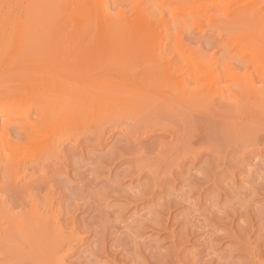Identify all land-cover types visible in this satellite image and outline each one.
Masks as SVG:
<instances>
[{"label": "bare ground", "instance_id": "bare-ground-1", "mask_svg": "<svg viewBox=\"0 0 264 264\" xmlns=\"http://www.w3.org/2000/svg\"><path fill=\"white\" fill-rule=\"evenodd\" d=\"M100 1H101V5H102L103 4L102 0H0V98L3 99L6 96L9 99H11V102H12V104L6 105V107H4V106L0 107V115L3 116V118L0 120V152L2 153L0 155V260L2 259L3 262L0 261V264H66L65 260L71 254L72 242H73V244L75 242L77 244H79V243L83 242V240H84L83 238H75V233H76L75 231L79 230L80 227L82 229L84 227V226L82 227V225L86 223V222L85 223L83 222V220L85 218H83L81 220L83 222V224H80L81 221H79L75 217V212H76V210L79 209L78 205H75V203H73L70 200L71 201L70 206L71 205H75V206H71V208L69 209V203L68 204L66 203V205H68V206L62 208V205H60L61 202L60 203L56 202L55 198H57V197H55V195H54L55 190H57L56 196H61L62 198L63 197L66 198V195L63 193V191L58 192V189H54L53 187L49 186V181H55L56 177H59L61 179L60 181L61 182L63 181L62 182L63 184H64V182L66 184L68 182L67 174L69 171V162L70 161H69V155H68L69 153H67L66 149L64 148V144L66 143V142L64 143V141L65 140L68 141V133H69L68 131H69V126H70V123L72 120L77 121L79 119H83L84 122L86 120H88V123L90 124V125L89 124L88 125L90 126V129H92V131L82 141V142H84V141L86 142V143L84 142L83 144H87V142L88 143L91 142L89 139V137H91L90 135H92V136L95 135L98 137V139L99 138L101 139V136L105 135L107 132V129H109V127L107 128L104 126L105 125L104 123L100 124L95 119L96 113L105 112V111L110 112L111 109L114 110L117 108L122 109L125 112L126 120L124 121L125 126L123 128V136L120 139L112 142V144L113 143L114 144H113L112 148L110 149V152H109L110 154L108 156L109 159L105 163L106 168L104 167L105 169H108L107 174L109 176L113 175V177L115 179H113V181L111 180L112 183H109V180H108V183L112 184V185L107 186L105 188H107L106 190L110 189L111 191L116 192V194H120V193H118V191H120V190H118V188L120 187V183L125 178H128V180L131 181L132 183L136 182L137 189L139 187L142 188L141 190H137L136 194L134 192L132 193L135 195H132L130 192V194L132 196H130V195L126 196V197L124 196L125 198L131 197L133 199V201H135V202L138 201V203L140 200H141L140 203L143 202L142 201L143 199L145 200L144 205H143V210L145 209V210H147V212L144 213L143 215H141V217L147 216V218H145L144 220L137 218L139 220L138 221L139 227H137V225L134 226L136 223H133L134 225L131 226L132 228L129 227V231H128L129 236L131 235V240L133 239L132 241H134L133 243H135V245H137L138 243L140 245L142 243L141 241L140 242L135 241L137 238H139L138 240H141L140 237H142V236H140V233L142 232L141 231L142 225L143 226L146 225L145 226L146 228L151 227L153 229H157L156 231L159 230V231H161L160 233H162V232L166 233L167 235H169V239L171 242V245L167 247V251H165V252L162 251L164 254H161V255L160 254L156 255V253H154V254L151 253V255H150L149 251H147V252H149V253H147L143 250L144 248L141 244V246L139 248L140 249L142 248V251H144V252L140 251V249H136L137 250V251H135L136 253L133 254L136 257L138 264H153V263L154 264H198L197 263V258H198L197 254L192 256L191 255L193 253L192 250H190L191 253L189 254V252H186V250L184 249L186 247L185 246L186 243L192 242L191 241L192 238L187 239V238H189V235L191 234V233H189V235H188L189 231L187 232V230L191 229V227L195 226L192 224L193 218L196 216H200V213L204 211L201 208L202 211L199 214H197V215L194 214V213H197V208H200L202 205V204L200 205V203L198 204L197 201L202 203V200H204V201H208V200L213 201L214 200L216 202V206L219 208V206H221V205L222 206H225V205L228 206L229 202L231 205V201H233L234 198L238 197V196H236V197L235 196L234 197L229 196L233 192L228 191L229 192V195H228L227 189H225V190L222 189V187L224 185L222 187H220V185H219L220 183L222 184V181L224 179L226 181V178H228L227 177L228 175H230V174L235 175V172L233 170L231 171L228 168V170L230 172H232V173H229L227 169L223 168L225 166V162L228 164L227 160H225L226 157H224L223 155L221 156V154H220V153H224L225 147L223 145H221L220 147L223 146L224 148L222 149L223 152H220V150L217 149L219 147H216V142L218 140L216 141V139H215V141H216L215 142V141H211V140L204 138V136L201 137L203 135L204 131H202L201 135H198L197 124H199L198 126L203 127L202 130H204V127H207V125H210V131H211L212 130L211 128H213V127H211L212 125L215 124V125H218V127H219V125H222L223 123L224 124L227 123V125L226 124L222 125L224 127V129H222L223 127L222 128L219 127L220 129H222V135L221 134L220 135L222 137L224 136L223 132L227 128V127L225 128V126H228L231 129L234 128V132H236V135L238 136L237 137L238 138L237 143L239 144V146H241L243 148H244L246 143H250V142L252 143L253 140L257 143H264V75H263L264 73L262 74V73H259V71H258V69H260V68H262L264 70V49L262 48V47H264V43H263L264 40L262 38V37H264V35H263L264 34V23H263V15L261 16L260 8H259L256 0H254L245 9L232 13L230 24H231V27H233V29L242 32L241 37H245V39L248 41H254L255 42L260 37L262 40V44H261L262 47L260 48V45H259V49H263V50L262 51H260V50L248 51L249 55L251 56V58L249 59L247 57L246 52H238L235 54H231L230 52L228 53V51H227V49H229V47L228 48L225 47V48H227L226 54H228V57L226 58V56H225L226 54H224L225 57H223V58H226L229 60L234 59V61L231 60L232 61L231 63H233L235 65L232 66V64H231V66H228L230 61L224 60L223 63H225V61L228 62V63H226L227 65H225L227 68H224L220 72H216L217 70L215 72L208 70L207 72L205 71L204 74L201 73L202 75H200V76H197V73H195L194 70H192V72H191L192 74L188 73L186 76L185 75L184 76H177L178 74H175V72L172 73L174 70L172 69V71H171V68H173L175 65H173L172 61H169V60L167 61V59H163V57H162L163 55H161L163 53V51L165 52L164 48H166V45H164V47H162V45L158 42H156L154 44H149L147 42H144V41L138 39V35L140 33H142L141 30L143 28H145V25L148 26L146 24L147 22L144 23L145 25L144 24H138L137 23V19L139 18L138 17L136 19V21H134L135 23L138 24V26L136 24V27H132V28L129 27L130 25L132 26V24H133V21H132V23H130L131 22L130 19L128 21V23H130V24L126 23L127 20L126 21L124 20L121 23H120V21L118 23H113L110 21L109 15L107 14V12L103 11L102 8H98V4L100 3ZM126 1H128V0H126ZM233 1L234 0H192V4H191L189 11H191V12H199L200 11L199 14L201 13L203 15L208 14V13L213 14V15L226 14L224 12H227V9H225L224 7L225 6L227 7V5L232 4ZM240 1H242V0H240ZM95 2L98 3V4L96 3L97 6L95 5ZM121 2H122V0L119 2V5ZM115 3L118 4L117 1ZM119 5H118V7H119ZM94 6L100 10L97 9V11L95 12L93 10V9L96 10V8H94ZM98 11H100V12H98ZM142 18L144 19L143 16H142ZM143 19L141 20L142 23L145 20V19L144 20ZM180 20L181 19H179L177 16V19L174 20V23L176 25L180 24V22H181ZM135 23L133 24V26L135 25ZM174 23H172V24L174 25ZM139 25H141V27ZM146 28H147V30L151 29L148 27H146ZM145 31L146 30L143 29V32H145ZM261 35H262V37H261ZM255 39H257V40H255ZM257 42H259V41H257ZM67 52H69V53H67ZM146 52H148L149 56L151 57L150 60L152 62L147 64L146 67L142 68L143 71H141L139 69L140 67H138L137 70H140V71H137V72H140V73L136 72V78L137 79L139 78V76H137V74L138 75L140 74V77L144 78L143 80L146 79L145 81H147V78H151V77H163L165 80V86L168 89V90L167 89H165V90H167V91L174 90V92L165 94V92L159 93L157 91L158 93H151L150 91L146 90L147 88L145 89L144 86L146 85L145 84L146 82L143 80H140V81L145 82V83L141 82L144 86L137 84V82H140L138 80H137V82H135L136 80H134V81L131 80L132 82H126V83L121 84L119 86L118 85L117 86H102V85H99L100 80L98 79L99 82H96V83L93 80L94 85L93 84L92 85L87 84V85L80 87L78 89L77 88L74 89V87H73L72 91H74L75 93H72L69 90H66V88H64L65 85L63 84V81H62L63 79L59 80V78H58V74L60 73L59 70H62L65 68V66H63L64 67L63 68L62 65H60L61 63L58 64V61L62 55L65 56L64 55L65 53L69 54L68 56H73L75 59L81 60L83 62H86V61L88 62V61L93 60V59H95V60L107 59L108 60V59L112 58L113 56H115V57L117 56L116 58H118L119 55H121V57H122V55H123V57L125 56L126 59H124V60H127V58H132L134 56H137V55H140L141 53H146ZM221 54H222V52H221ZM183 56H184V54H181V57L179 59L180 61L184 60L185 56H184V58H182ZM35 58L38 61V64H36V65H35ZM64 58H66V57H63L62 60ZM70 58H72V57H70ZM212 59H213V57H212ZM20 60L27 61V63H25V65H24L25 67L23 69H16L15 68L16 62H19ZM185 60H186V58H185ZM221 61H223V59ZM221 61H220V64L222 63ZM42 63H45L44 65H46V66L43 65L44 68L43 67L41 68L39 65V64H41V66H42ZM75 63H76V61H75ZM217 63H219V62H217ZM140 64H142V63H140ZM214 64L216 65V63H214ZM221 65H224V64H221ZM221 65H219V66H221ZM214 67L215 66H213V68ZM128 68L129 67L127 66V69ZM88 69L89 68H87V70ZM174 69H177V68H174ZM239 69H243L244 71L242 73L240 71L236 72V70H239ZM39 71L43 75V77H44V74H47V78L45 75V78L42 77V78L36 80L35 78L41 77L40 73L36 74L39 76L35 77V73H37ZM132 71H134V70H132ZM129 72H131V71L129 70ZM141 72H142V76H141ZM89 73H90V71H89ZM91 74H93V73H91ZM91 74H89L90 75L89 80L93 76V75L91 76ZM258 74H259V76H258ZM50 75H52L53 77H51ZM83 76L84 75H82L81 77H83ZM97 76L100 77L97 74L94 77L96 78ZM48 77H51V78H48ZM88 77L89 76H87L85 78H88ZM41 79H45L46 81L48 79L49 80L48 84L49 83L50 84L48 85L47 82H45V80H41ZM50 79L53 80L52 83H51L52 80L50 81ZM38 80L44 81L43 83H46L47 87H45L43 83H41V84H43L42 86L37 87ZM89 80H87L86 82L90 83ZM102 80L104 82V79H102ZM256 80L260 83V85L258 87H256L257 85L255 86ZM126 81H128V80H126ZM35 82H36V84H35ZM97 83H98V85H97ZM256 84H258V83L256 82ZM39 85H40V83H39ZM191 87H192V89H191ZM197 87H203L204 90L200 91V92H192L193 90L197 89ZM249 94H252V97H255V99L258 98L256 100V103L253 102V105H255L254 108L257 106V109L258 108L260 109L259 111H261L263 109L262 112L260 113V116H259V113L253 114V113H255L253 111L252 115L256 116L258 114V116L254 117V118L250 117V118L255 119V120H252L249 118L252 121H249L247 119V115L252 111V109H250L251 111L249 110V108H250L248 106L249 104L247 105L248 101L246 102ZM35 97L38 100H40V99H41V101L43 100L42 104H40V107L37 106L35 108V105H39L38 102H36V104H35V100H37V99H35ZM258 102H259L260 106H263V107H260L259 105H257ZM251 103H250V106H253V105H251ZM1 104H3V103H1ZM246 110L249 113L246 112ZM100 114H102V113H100ZM104 115H105V113H104ZM107 115H109V114H107ZM250 115L251 114H249L248 116H250ZM96 118H97V116H96ZM83 120H81V121H83ZM86 124H87V121H86ZM159 125L162 126L161 129H165L166 131H169L170 134L174 133V137L172 136L173 141H171V143L167 146V148H168L167 153L168 154L166 156L161 155V154H156L159 151L155 150L157 152H155V153L153 152L154 155H152V152H146V151L139 150L140 147L138 149H135L134 145L138 141V138L136 136L153 132L156 130L155 128ZM111 126H113V125H111ZM119 126H120V124H119ZM249 126H250L251 134H247V131L249 129L247 127H249ZM121 127H122V125H121ZM216 127L217 126H215V128ZM199 129H201V128H199ZM231 129L230 130L227 129V130L231 131ZM219 130L216 131L218 134H219V132H218ZM228 131L226 132V134L228 133ZM216 132L213 133L214 134V136L212 135L213 137H216L215 136ZM231 132H233V131H231ZM205 134L206 133H204V135ZM231 134H233V133H231ZM231 134H227V135H231ZM220 135H218V138L221 139ZM227 135H226V137H228ZM233 135H234V139H233V137H232V139L235 140L236 135L235 134H233ZM246 137H248V138L250 137L252 141H249L250 138H249V140H247ZM110 138H112V137H110ZM245 138H246V140H245ZM212 140H214V139L212 138ZM222 140L223 139H221V141ZM101 141H103V140H101ZM223 141H227V140L224 139ZM247 141H249V142H247ZM82 142H76V144H75V145H79L78 149H80V150L84 149L83 148L84 146L86 147V145H83ZM104 142H105V140H104ZM235 142H236V140H235ZM79 143H81V144H79ZM227 143H224V145H227ZM197 144L200 145L199 147H203V150L205 148L207 149L208 152H207L206 157H208V155H209V157H211L213 160L216 159L214 161L218 164V165H216L217 169L209 168V167H211V166H209V163H211V161L209 163H208V160H207V163L204 162V161H206V159L203 160L202 153L204 151L202 153H199L200 151L199 150L197 151ZM219 144H220V142H218L217 145L219 146ZM232 144L234 146L236 145V144H234V141L232 142ZM260 145H262V144H260ZM232 146H229V147H232ZM239 146H238V149L240 151L241 147L239 148ZM98 147H99V145H98ZM256 148H257V146H256ZM150 149H152V148H150ZM206 149H205V151H206ZM143 150H145V149H143ZM234 150H231V152H233V154L237 152V155L234 154V156H236V158L240 157V152L238 155V150L236 149L235 152H234ZM244 150H246V149H244ZM201 151H202V149H201ZM28 152H29V154L31 152H33L34 155L37 154V158L34 159L33 158L34 156H33L31 158V160L29 159L30 161L28 162V158H30L28 155ZM227 153H230V151H228ZM242 153L243 152H241L240 159L244 158L243 154L245 153V151L243 154ZM33 154H31V155H33ZM163 154H166V153H163ZM233 154H231V155H233ZM104 156L105 155L103 154L102 157H104ZM229 156H230V154H229ZM92 157H93V155H92ZM233 157L231 156V159L235 160L236 158L234 159ZM93 159H91V160H93ZM159 159H162V160H159ZM212 159H210V160H212ZM240 159H239V162H242L243 160L241 159V161H240ZM213 160H212V163L214 162ZM232 160H229V161L232 162ZM254 160L255 159H253V163H254ZM202 161H203V165H205L206 167L205 168L202 167L201 169H199L197 171L196 165H197V163L202 162ZM236 161H238V159H236ZM120 162L121 163L123 162V163L119 164ZM161 162H163L164 165H165V162L166 163L168 162V163L172 164V166L170 165L171 167H174L173 170L171 169L172 171H170L168 173L169 175H161L163 173V170H162V173H160L161 169L160 170L156 169V168L161 167V166H158ZM215 162L213 165H215ZM256 162H257V160H256ZM262 162H260V163L262 164ZM80 163H78V164H80ZM96 163L97 162H95V165H96ZM243 163H245V162L243 161ZM103 164H102V167L104 166ZM98 165L100 166V164H98ZM203 165H201V166H203ZM231 165H233V164H231ZM241 165L243 166L245 164H241ZM152 166H154L156 168L152 169L151 168ZM170 166H168L167 168H169ZM70 167H72V166H70ZM88 167H89V165H88ZM213 167L215 168V166H213ZM30 168L33 169V171L30 172L31 176L29 177L28 180L24 181L22 183V185H19L22 182V179H21L22 176L26 175ZM86 168H84V169L87 170ZM92 168L90 170H92ZM95 168H93V169L96 171ZM164 169H166V168H164ZM260 169H259V171H260ZM263 169H264V167H263ZM169 170H170V168H169ZM169 170H166V171L164 170V172L167 173V171H169ZM97 171H98V169H97ZM99 171H101V169ZM262 171H260L261 172L260 174H262V176L264 177V170H262ZM245 172L246 173L249 172L247 175L250 176L249 175V174H251L250 170L248 172L247 171H245ZM255 172H257V171H255ZM80 173H78L79 174L78 177L80 176ZM96 173H99V172H96ZM242 173H244V172H242ZM56 174L58 176H56ZM93 174L95 175V173H93ZM257 174L260 178L263 179V177H261L259 172H257ZM257 174L255 177H257ZM27 175H29V174H27ZM94 175H92V176L94 177ZM173 175L174 176L179 175L180 177H178V179H175L176 177L175 178L172 177ZM243 175H245V173L242 174V176ZM165 176H166V178H165ZM95 177H96V175H95ZM251 177H253V175ZM259 177H257L256 179H258ZM50 178H54V179L50 180ZM105 178H106V176H105ZM243 179H245V178H243ZM78 180H81V179H78ZM90 180H93V178ZM95 180H97V179H95ZM177 180H178V183L176 182ZM170 181L172 182L171 184H174L173 182H176L179 185V189L177 188L178 193L174 194L176 189H174V188L172 189V188L168 187V188L172 189V191L169 192L170 189H169V191L166 190L169 193L166 192L167 194L164 195L162 192V189H164L163 184L164 183L166 184ZM227 181L229 183V180H227ZM239 181L241 182V180H239ZM262 181H264V180H262ZM259 182L260 181H258L257 183H259ZM62 183H60V184H62ZM88 183L86 182V184H88ZM228 183H226V184L228 185ZM234 183H233V185H229L230 188H231V186H234ZM257 183H255V185ZM66 184H64V185H66ZM106 184H105V186H106ZM171 184H169V185H171ZM230 184H231V182H230ZM242 184H243V188H244V185H245L244 183H241V187H239L241 189H239L237 187L236 188L239 190H242ZM259 184H258V186L260 187L262 184L261 185H259ZM64 185H63V187H64ZM78 185H76V186H78ZM89 185L90 186L94 185V182L92 183V185L91 184H89ZM76 186H75V188H76ZM95 186H97V185H94V187ZM100 186H102V184L99 185V187ZM174 186L175 185H173V187ZM258 186H253V187L249 186V188H247L248 187L247 186L245 190H242L243 194H244L243 197H241V195H242L241 191H240V193L238 192V194L240 196V198L238 197L239 198L238 200L241 201V198L244 199V196H248V195H250L253 198L256 197L257 199H259L261 197L263 198L264 197V183L260 188ZM68 187L71 188V186H68ZM166 187H167V184H166ZM224 187L226 188V186H224ZM64 188H66V187H64ZM96 188H98V187H96ZM236 188L234 189V191L237 190ZM72 189H74V188H72ZM87 189L88 188H86L85 190H87ZM85 190H83V191H85ZM110 190H109V193H110ZM68 191H70V190H68ZM68 191H67V193H69ZM75 191H76V189H75ZM77 191H79V189ZM95 191L96 190H94L93 192H91V191L90 192L92 193V196H93L92 199L95 201L96 204H98V200H100V197H99L98 192L94 193ZM128 191H130V188H128ZM123 192H124V190H123ZM107 193L108 192H105L106 196L108 195ZM76 194L77 193H75V196H76ZM245 194H247V195H245ZM67 195H69V194H67ZM110 195L113 198L112 194H110ZM122 195H123V193H122ZM233 195H236V194L234 193ZM94 196H96L98 198V200L96 198L94 199ZM68 197H71V196H68ZM111 197H110V199H112ZM76 198H78V197H76ZM89 198H91V197H89ZM89 198H88V200H89ZM191 198L194 200H192ZM232 198H233V200H232ZM253 198H250L247 205L249 204L251 199H252V202H255V201H253L255 198L254 199ZM81 199H82V196H81ZM128 199H127V201L129 202L130 199L129 200ZM158 199H161V201L158 202ZM189 200L194 201V204H193V202H189ZM76 201H77V199H76ZM81 201H83V200H81ZM94 201H92V203ZM233 202L235 203V200ZM243 202H245V201L243 200ZM246 202L244 203L245 206H246ZM190 203L193 204L192 207H191ZM258 203H259V201H258ZM197 204L200 205V207H197ZM235 204H236L235 207L238 206L237 203H235ZM250 204H251V202H250ZM81 205L83 206L81 211H83V209L85 212L87 211L86 214H87V216H89V220H92V222H93L92 224L85 225L83 230L86 231L87 229H90L89 231H91L92 230L91 228H93V229L97 228L98 224H96L97 226L94 224V219H93L94 216L92 217V215H91V212L88 208L89 205L85 204V202ZM104 205L105 204H103V206ZM171 205L178 207V209L181 210L180 211L181 214L176 211L179 215L173 216V213L170 212V206ZM252 205H255V204L253 203ZM90 206H91V203H90ZM210 206H211V204H210ZM227 206L221 208L220 211L218 210L219 212L215 213V215H214V213L209 214V218L206 222L208 224V226L209 225L211 226V229H212L210 231L209 237L214 236V237L219 238V236L222 233V235L229 237V239L226 237L228 240L231 239L230 241H232V244H230V245H232V247L234 248V251L240 250V249H241V251L242 250L244 252L246 251L245 254H247L248 257L247 258L244 257L247 261V263H245V264H257L259 262V260L262 261L261 257H263V255H264V249L261 247L262 245L260 246L261 252H263L262 256L260 257L261 259H257L256 256H258V258H259V253H256L257 249H253L254 247L251 248L252 246L250 245V243H251L250 241L252 238L251 236H249L251 234L250 230L252 229L251 225L248 226V228L250 227V230H249L250 232L248 231V229L245 230V231L249 232V235H248V233L245 232L243 230V228L241 227L243 225L242 224L243 222L240 223L242 225H240L238 222L237 223L235 222L236 219L234 218V216H239L237 214L239 212L237 210H235L234 205H233L234 209L227 207ZM259 206H260V204H259ZM243 207H244V205H243ZM253 207H255V206H253ZM203 208H204V206H203ZM214 208H215V205H214ZM244 208H246V207H244ZM102 209H104V208H102ZM105 209H106V205H105ZM210 209H211V207L209 208V210ZM240 209H238V210H240ZM246 209H248V206ZM97 210H99V209H97ZM120 210H123V209H120ZM185 210L187 212H184ZM262 210L264 211V208ZM171 211H172V209H171ZM174 211H175V209H174ZM241 211H243V210H241ZM107 212H102V213H103V215H105L104 213H107ZM110 212H112V211H110ZM247 212H248V214H250L248 210H246V214H247ZM250 212H251V210H250ZM113 213H115V212H113ZM204 213L206 214L207 212H204ZM117 214H116L117 217H119L120 214L119 213H117ZM139 214H142V213L140 212ZM98 215L100 216L102 214H98ZM121 215L123 216V214H121ZM241 215H242V213H241ZM261 215H262V213H261ZM95 216H96V214H95ZM117 217H115V218H117ZM262 217L264 218V216H262ZM109 218H110V216H109ZM120 218L119 219L117 218V219L121 220ZM198 218L199 217H196L195 220H197ZM245 218H247V217H245ZM248 218H250L249 215H248ZM135 219L132 221H135ZM206 219L203 218L202 220L206 221ZM252 219H254V218H252ZM257 219L258 218H256V220ZM115 221H116V219H115ZM132 221H130L128 223L130 224ZM100 222H101V220H100ZM104 222H106V219ZM195 222L196 221H194V223ZM96 223H97V221H96ZM217 223H222V225L225 226V229L222 232L220 231L221 233L220 232L218 233V231L216 230V228H217L216 224ZM255 223H254V225H255ZM79 224L81 226H79ZM112 224H114V223L112 222ZM249 224H252V223H249ZM259 225H260V223H259ZM106 226H108V225H106ZM119 226H120V224H119ZM125 226H123V227H125ZM147 226H149V227H147ZM196 226H199V225L197 224ZM204 226H207V225L205 224ZM204 226H202V227H204ZM215 226H216V228H214ZM224 226H223V228H224ZM115 227H116V225H115ZM120 227H122V225ZM202 227H201V229H202L201 232H203V230H204ZM263 227H264V225H263ZM196 228H198V227H196ZM122 229H124V228H122ZM205 229H206V227H205ZM253 229H252V231H253ZM191 230L193 232H195L197 230H198V232H200L199 229H197V230L194 229L195 230L194 231L192 228ZM257 230H259V229H257ZM261 230L262 229H260L259 232H261ZM263 230H264V228H263ZM92 231H94V230H92ZM123 231H125V230H123ZM139 231H141V232H139ZM87 233H88V231H87ZM197 233H195V234H197ZM95 234H97L96 231H95ZM217 234H220V235H217ZM254 234H256V232ZM97 235H99V234H97ZM257 235H258V233H257ZM95 236H94L93 240L96 239ZM101 236H102V234H101ZM101 236L99 235V237H101ZM118 236H120V234ZM192 236H193V234H192ZM201 236H199V237H201ZM258 236L260 237V234ZM96 237H98V236H96ZM194 237H195V235H194ZM199 237H197V238H199ZM209 237H207V238H209ZM214 237H212L211 239L214 240L213 239ZM220 237H222V236H220ZM101 238L99 240H102ZM118 238H117V240H121ZM122 238H124V237H122ZM126 238H128V237L126 236ZM258 238L256 239V241L258 240ZM184 239L185 240L187 239L185 241V243L182 242ZM201 239H203V238H201ZM211 239L209 238L207 240H211ZM221 239H219V240H221ZM223 239H225V238H223ZM263 239H260L262 244L264 241ZM194 240H198V239H194ZM132 241H131V244H132ZM201 241L202 240H200V242ZM252 241H253V239H252ZM145 242H146V240H145ZM148 242H150V240ZM159 242H161V241H159ZM194 242H192V244ZM261 242H260V244H261ZM210 243H212V242H210ZM229 243H231V242H229ZM118 244H119V242H118ZM200 244L203 245L205 243H203V244L200 243ZM90 245H91V243H90ZM114 245H116V244H114ZM124 245H126V244H124ZM132 245H134V244H132ZM139 245H137V246H139ZM183 245H184V247H183ZM199 245H198V248H199ZM252 245H254V242ZM99 246L101 247V243L99 244ZM205 246H206V244H205ZM218 246H219V244H218ZM133 247L135 248V246H133ZM150 247H152V246H150ZM230 247H228V248H230ZM255 247H257V246L255 245ZM89 248H90V246H89ZM96 248H97V246H96ZM99 248L97 250H99ZM149 248H145V249H149ZM207 248H208V245H207ZM207 248L205 250L208 252ZM93 249H95V247ZM129 249H131V248H129ZM220 249L221 248L219 247V250ZM87 250H88V252L90 251L89 249H87ZM188 250L189 249H187V251ZM213 250L216 251L215 248ZM113 251H115V250L113 249ZM150 251L153 252L152 249ZM241 251H239L240 254L244 253V252L241 253ZM209 252H211V251H209ZM213 252H211L212 255H211L210 260L214 256L213 254L215 252L214 253ZM257 252H258V250H257ZM95 253H96V251H95ZM107 253H109V250ZM197 253H198V251H197ZM203 253L205 254V252H203ZM220 253H221V251H220ZM220 253H219V255H220ZM224 253H226V252H224ZM233 253H235V252H233ZM127 254L129 255L130 253H126L125 255H127ZM198 254H200V253H198ZM230 254H232V253H230ZM235 254H232L233 257L235 256ZM245 254H244V256H245ZM86 255L88 256L89 254H85V256ZM83 256H84V254H83ZM207 257L209 258V256H207L205 254L204 260L207 259V261H208ZM215 257L216 256H214L213 258H215ZM236 257H238V256H236ZM119 258H120V256H119ZM200 258H202V257H200ZM200 258H198V259H200ZM216 258H218V257H216ZM228 258H227V260H229ZM251 258H255L258 261L256 260L257 262L253 263V261H250V260H252ZM84 259H85V257H84ZM120 259H122V257ZM124 259L127 260L126 257ZM131 259H132V257L129 258V260H131ZM233 259H230V261ZM77 260H79V259H77ZM132 260H134V259H132ZM200 260H202V259H200ZM218 260L220 262V259H218ZM80 261H81V259H80ZM84 261H86V260H84ZM122 261H119V262H121V264H122ZM212 261H213V259H212ZM215 261H217V260L215 259ZM223 261H222V263H223ZM237 262L235 261V263H237ZM71 263H73V262H71ZM71 263H68V264H71ZM126 263H128V262H126ZM132 263L134 264V262H132ZM204 263L208 264L205 261H204ZM225 263H226V261L224 262V264ZM260 263H258V264H260ZM263 263H261V264H263ZM93 264H95V263L93 262ZM135 264H137V263H135ZM212 264H213V262H212Z\"/></svg>", "mask_w": 264, "mask_h": 264}, {"label": "rangeland", "instance_id": "rangeland-1", "mask_svg": "<svg viewBox=\"0 0 264 264\" xmlns=\"http://www.w3.org/2000/svg\"><path fill=\"white\" fill-rule=\"evenodd\" d=\"M103 2V4L101 5V1H100V3L98 4L97 2H95V5L97 6V4H98V8H102V10L103 11H106L107 12V14L109 15V19H110V21L111 22H113V23H118L119 21H120V23L121 22H123L124 20L126 21L127 20V24H130V23H132V21H133V24L135 23L134 21H136V19H137V23L138 24H144V23H146L148 26H146L145 24V28H143V29H145L146 31L145 32H143V29L141 30L142 31V33H140L139 35H138V39L139 40H142V41H144V42H147V43H149V44H154V43H156V42H158V43H160L161 45H162V47H164V45H166V48H164L165 49V52L163 51V53L161 54V55H163L162 57H163V59H167V61L169 60V61H172L173 62V65H175L173 68H171V71H172V69L174 70L172 73H174L175 72V74H178L177 76H186L188 73H190V74H192L191 72H192V70H194V72L195 73H197V76H200V75H202V74H204L205 73V71L207 72L208 70H211V71H216V72H220V71H222L224 68H227L225 65H227L226 63H228V62H226V61H230V63H229V65L228 66H231V64H232V66H234L235 64H233V63H231L232 61H234V59H231V60H229V59H226L227 57H228V54H226L227 53V51H228V53L230 52L231 54H235V53H238V52H246V54H247V57L250 59L251 58V56L249 55V52L248 51H252V50H260V51H262L263 49H264V47H262L261 46V44H262V40H261V38L259 37V39L257 40V39H255V40H257V41H259V42H257V41H248V40H246L245 39V37H241V35H242V32H240V31H238V30H235V29H233V27H231V24H230V22H231V14L232 13H234V12H236V11H241V10H243V9H245L248 5H250L254 0H242V1H238V0H234L233 2H232V4H229V5H227V7L225 6L224 8L225 9H227V12H224V13H226V14H221V15H213V14H210V13H208V14H199V12H191V11H189L190 10V7H191V4H192V0H128V1H126V0H122V2L120 3V5H119V2L121 1V0H102ZM118 2V4L117 3H115V2ZM134 3H133V2ZM137 1V2H136ZM154 1V2H153ZM257 1V4H258V6H259V8H260V13H261V16L263 15V23H264V0H256ZM97 3V4H96ZM123 4V5H122ZM118 5H119V7H118ZM221 6V5H220ZM158 7V8H157ZM94 8H96V10L95 9H93L95 12L97 11V7H95L94 6ZM120 8V9H119ZM122 9V10H121ZM229 9V10H228ZM98 10H100V9H98ZM118 11V12H117ZM98 12H100V11H98ZM112 12V13H111ZM144 17V19L142 18V16ZM140 15V16H139ZM175 15V16H174ZM181 15V16H180ZM207 15V16H206ZM177 16H178V18L179 19H181L180 21V24H175L174 23V20H176L177 19ZM205 16V17H204ZM149 17V18H148ZM129 19H130V23H128V21H129ZM144 20L143 21V23H142V21L141 20ZM139 20V21H138ZM149 20V21H148ZM141 22V23H140ZM137 23H135V25L133 26V24H132V26L130 25L129 27H136V24ZM172 23H174V25L172 24ZM138 24H137V26H138ZM128 26V25H127ZM140 27H141V25H139ZM146 27H148V28H151V29H149V30H147V28ZM264 35V34H263ZM261 37H262V35H261ZM263 38V40H264V37H262ZM261 42V43H260ZM224 43V44H223ZM263 43H264V41H263ZM259 45H260V48L262 47L263 49H259ZM177 46V47H176ZM225 47H229V49H227V48H225ZM176 48V49H175ZM163 49V50H164ZM225 49V50H224ZM226 49H227V51H226ZM179 50V51H178ZM224 50V51H223ZM180 52V53H179ZM221 52H222V54H221ZM233 52V53H232ZM67 53H69V52H67ZM67 53H65L64 55L65 56H61V58L59 59V61H58V64H60V65H62V67L63 66H65V68L64 69H62V70H59V74H58V78H59V80L60 79H63L62 81H63V84L65 85V87L64 88H66V90H69L70 92H72V93H75L74 91H72L73 89V87H74V89H78V88H80V87H83V86H85V85H94V81H95V83L96 82H99L98 81V79L100 80V82H99V85H102V86H119V85H121V84H124V83H126V82H132V81H134V80H136L135 82H137V80L138 81H140V80H143L144 78L142 77H140V74L138 75L137 74V76H139V78L137 79L136 78V72L137 71H143V69L142 68H144V67H146V65L147 64H149V63H151L152 61L150 60L151 59V57L149 56V54H148V52H146V53H141L140 55H137V56H134V57H132V58H127V60H124V59H126V57L124 56L123 57V55H122V57H121V55H119L118 56V58H116L115 56H113L112 58H110V59H104V60H101V59H97V60H95V59H93V60H90V61H86V62H83V61H81V60H78V59H75L73 56H68L69 54H67ZM181 54H184V56H185V58H186V60H185V58H184V56L182 57V58H184V60L182 61H180L179 59H180V57H181ZM224 54H226L225 56H226V58H223V57H225L224 56ZM179 55V56H178ZM222 56V57H221ZM63 57H66V58H64L63 60H62V58ZM70 57H72V58H70ZM196 57V58H195ZM212 57H213V59H212ZM66 59V60H65ZM223 59V61H221ZM256 59V58H255ZM224 60H226L225 61V63H223L224 62ZM69 61V62H68ZM75 61H76V63H75ZM180 61V62H179ZM196 61V62H195ZM220 61L222 62L221 64H224V65H221L220 64ZM71 62V63H70ZM182 62V63H181ZM184 62V63H183ZM217 62H219V63H217ZM25 63H27V61H23V60H20L19 62H16V65H15V68L16 69H23L25 66ZM75 63V64H74ZM139 63V64H138ZM140 63H142V64H140ZM213 63V64H212ZM214 63H216V65L214 64ZM36 64H38V61H37V59L35 58V65ZM45 63H42V66H41V64H39L40 65V67L42 68L43 67V65H44ZM77 64V65H76ZM102 66H101V65ZM218 64V65H217ZM72 65V66H71ZM74 65V66H73ZM82 65V66H81ZM98 67H97V66ZM100 65V66H99ZM106 65V66H105ZM108 65V66H107ZM142 65V66H141ZM219 65H221V66H219ZM23 66V67H22ZM44 66H46V65H44ZM70 66V67H69ZM88 66V67H87ZM127 66L129 67L128 69H127ZM213 66H215L214 68H213ZM218 66V67H217ZM73 67V68H72ZM125 67V68H124ZM138 67H140L139 69L140 70H137L138 69ZM44 68V67H43ZM68 68V69H67ZM87 68H89L88 70H87ZM131 68V69H130ZM174 68H177V69H174ZM213 69V70H212ZM77 70V71H76ZM129 70L132 72H129ZM132 70H134V71H132ZM136 70V71H135ZM86 73H85V72ZM89 71H90V73H89ZM92 71V72H91ZM243 72L244 70L243 69H239V70H236V72ZM258 71H259V73H264V70L262 69V68H260V69H258ZM85 74H84V73ZM103 72V73H102ZM111 72V73H110ZM177 72V73H176ZM40 73V71L39 72H37V73H35V77H37V76H39V75H36V74H39ZM83 73V74H82ZM88 73V74H87ZM91 73H93V74H91ZM97 75H99L100 77H94L96 74ZM102 73V74H101ZM137 73H140V72H137ZM202 73V74H201ZM89 74H91V76H92V78L89 80V78H90V75ZM45 75H46V78H47V74H44V77H43V75L40 73V76L41 77H39V78H35L36 80L37 79H40V78H45ZM65 75V76H64ZM82 75H84L83 77H81ZM86 75V76H85ZM102 75V76H101ZM261 75V74H260ZM264 75V74H263ZM51 77H53L52 75H50ZM60 76V77H59ZM78 76V77H77ZM87 76H89L88 78H85V77H87ZM113 76V77H112ZM141 76H142V72H141ZM258 76H259V74H258ZM262 76V75H261ZM51 77H48V78H51ZM65 77V78H64ZM102 77V78H101ZM86 80H85V79ZM141 78V79H140ZM102 79H104V82H103V80ZM41 80H45V79H41ZM52 79H50V81H51ZM58 80V79H57ZM87 80H89L90 81V83H88V82H86ZM94 80V81H93ZM126 80H128V81H126ZM132 80V81H131ZM146 80V79H145ZM145 80H143V81H145ZM108 81V82H107ZM37 82V81H36ZM36 82H35V84H36ZM44 81H40V80H38V82H37V87H40V86H42L43 84H44V86L45 87H47V84H48V82H49V80L47 79V81L45 80V82H47V84L46 83H43ZM53 82V80L51 81V83ZM86 82V83H85ZM112 82V83H111ZM142 81H140V82H137V84H140V85H142V86H144L142 83H145L146 85L144 86L145 87V89L146 90H148V91H150L151 93H164L165 92V94H167V93H172V92H174V90H170V91H167L168 89H167V87L165 86V80H164V78L163 77H151V78H147V81H145V82H142ZM256 82L258 83V84H256ZM256 82H255V86L256 87H258L259 85H260V83L256 80ZM39 83H40V85H39ZM41 83H43V84H41ZM46 84V85H45ZM50 84V83H49ZM48 84V85H49ZM73 85V86H72ZM97 85H98V83H97ZM143 87V88H144ZM204 87V86H203ZM203 87H197V89H195V90H193L192 92H200V91H203L204 90V88ZM165 89H167V90H165ZM191 89H192V87H191ZM158 91V92H157ZM234 91V90H233ZM2 97V96H1ZM250 99H249V98ZM247 97V100H246V102L248 101H250L249 103L247 102V105L250 107L249 108V110L250 109H252V111L249 113L247 110H246V112H248L249 114H251L252 115V113H253V111L255 112V113H253V114H256V113H259V116H260V113L262 112V110L261 111H259L260 109L258 108L257 109V106L254 108V106L255 105H253V102H255L256 103V100L258 99L257 97V99H255V97H252V94H249V96ZM7 99V100H6ZM35 99H37L36 97H35ZM252 100V101H251ZM43 101V100H42ZM42 101H41V99L40 100H35V104H36V102H38L39 103V105H35V108L37 107V106H39L40 107V104H42ZM252 102V103H251ZM1 103H3V104H1ZM37 103V104H38ZM250 103H251V105H253V106H250ZM254 103V104H255ZM9 104H12V102H11V99H9L8 97H6L5 96V98H0V107L1 106H4V107H6V105H9ZM257 105H259L260 106V104H259V102H258V104ZM262 105V104H261ZM258 106V107H259ZM253 107V108H252ZM260 107H263V106H260ZM248 108V107H247ZM256 109V110H255ZM259 111V112H258ZM100 113H102V114H100ZM104 113H105V115H104ZM109 114V115H107V114ZM247 113V114H248ZM246 114V115H247ZM248 114V115H249ZM247 115V119L249 120V121H252V120H255V119H253L254 117H257L258 116V114L255 116V115H250V116H248ZM96 116H97V118H96ZM100 116V117H99ZM106 117V118H105ZM120 117V118H119ZM250 117H253V118H250ZM3 118V116H1L0 115V120ZM116 118V119H115ZM252 119V120H250V119ZM95 119L101 124V123H104L103 125L105 126V127H109V129H107V132H106V134L105 135H102L101 136V139L99 138L98 139V137L97 136H95V135H90L91 137H89V139H90V143H88L87 142V144H83L84 142H82L83 141V139L92 131V129H90V124L88 123V120H86L87 121V124H86V121L84 122V120L83 119H79V120H77V121H74V120H72L71 121V123H70V126H69V133H68V141H64V148L66 149V151H67V153H69L68 155H69V171H68V174H67V179H68V182H67V184L64 182V184H66V185H64L60 180V178L59 177H56L55 179V181H49V186H51V187H53L54 189H58V192H61V191H63V193L66 195V198H62L61 196H56L57 195V190H55V193H54V195H55V197H57V198H55L56 199V202H58V203H60V205H62V208H64V207H67L68 205H66V203L68 204L69 203V209L71 208V206H75V205H78V207H79V209L78 210H76V212H75V217H76V219H78L79 221H81L83 218H85L84 220H83V222L85 223V224H83V222L81 221V223L80 224H83L82 225V227L84 226L85 227V225H87V224H92L93 222H92V220H89V216H87V211L85 212L84 211V209H83V211H81L82 210V205L81 204H83L84 202H85V204H87V205H89V210H90V212H91V215H92V217H93V219H94V224L96 225V224H98V227L97 228H91L92 230H94V231H89L90 229H87L86 231L85 230H83V228L81 229V227L79 228V230H77V231H75L76 233H75V238H83L84 240H83V242H81V243H79V244H77L76 242L73 244V242H72V244H71V246H72V249H71V254H70V256L65 260V263L66 264H68V263H71V262H73V263H71V264H93V262L95 263V264H121V262H119V261H122L125 257L127 258V260L126 259H124L123 261H122V264H133L132 262H134V264L135 263H137L138 264V262H137V259H136V257L133 255V254H135L136 252L135 251H137L136 249H140L139 247L141 246V244H142V246H143V250L145 251V252H147V251H149V252H147V253H149L150 255H151V253H156V255H161V254H164L162 251H167V247L168 246H170L171 245V242H170V239H169V235H167L166 233H164V232H162V233H160L161 231H156L157 229H153V228H146L145 226H143L142 225V232L141 231H139V232H141L140 233V236H142V237H140L141 238V240H138L139 238H137L135 241L136 242H142L140 245H139V243L137 244V245H139V246H137V245H135V243H133L134 241H132L131 240V235L129 236V233H128V231H129V227L130 228H132L131 226H133L134 224L133 223H136L134 226H136L137 225V227H139V225H138V219H142V220H144L145 218H147V216H145V217H141V215H143L144 213H146L147 212V210H143V205H144V199L142 200L143 202L142 203H140L141 202V200L139 201V203H138V201H133V199L131 200L129 197H127V198H125L126 196H132V195H135L136 193H137V190H141L142 188L141 187H139L138 189H137V184H136V182H131V181H129L128 180V178H125L121 183H120V187L118 188V190H120V191H118V193H120V194H116V192H113V191H111L110 189H108V190H106L107 188H105V187H107V186H110V185H112V184H109V183H112V181H113V179H115L114 177H113V175H111V176H109L107 173H108V169H105L106 167H105V163L107 162V160L109 159V152H110V149L112 148V146H113V144H112V142H114L115 140H118V139H120L122 136H123V128H124V126H125V123H124V121L126 120V116H125V112L122 110V109H119V108H117V109H114V110H110V112L108 111H105V112H99V113H96L95 114ZM121 119V120H120ZM81 120H83V121H81ZM247 120V121H248ZM80 123H79V122ZM96 121V122H97ZM121 121V122H120ZM91 122V121H90ZM82 123V124H81ZM85 123V124H84ZM89 124V125H88ZM92 124V123H91ZM119 124H120V126H119ZM224 124V123H223ZM222 124V125H223ZM226 125H227V123H225ZM224 124V125H225ZM111 125H113V126H111ZM117 125V126H116ZM121 125H122V127H121ZM199 124H197V133H198V135H201V133H202V131H204L203 132V135L201 136V137H203L204 136V138H206V139H208V140H211V141H215V139H216V147H219V148H217V149H219L220 150V152H223L222 151V149L225 147V149H224V153H220L221 154V156L223 155L224 157H226L225 158V160H227V162H228V164L230 165H228L225 161V166L223 167L224 169H227L228 170V168H229V170H233L234 172H235V175H232V174H230V175H228L227 177L228 178H226V181H225V179L222 181V184L220 183L219 185H220V187H222L223 185L224 186H226V188L223 186L222 187V189L223 190H225V189H227V193H228V195H229V192H233L231 195H229V196H231V197H236V196H238L239 198H240V196H239V194H238V192L240 193V191H241V197H243V191L242 190H245L246 189V187L247 188H249V186H258V184L259 185H263V183H264V181H262V180H264V177L262 176V174H260L261 172L260 171H262V170H264L263 169V167H264V143H257V142H255L254 140L252 141L251 140V138H250V140H249V138L248 137H246L247 138V140H249V141H252V143L250 142V143H246L245 144V146H244V148L243 147H241V146H239V144L237 143V135H236V132H234V128L233 129H231L230 127H228V126H225V130H224V132H223V134H224V136L222 137L221 135H222V129H224V127L222 126V125H219V127L220 128H222V129H220L219 127H218V125H212L211 127H213V128H211L212 130L210 131V125H207V127H204V130H202L203 129V127L202 126H198ZM229 125V124H228ZM39 126V125H38ZM215 126H217L216 128H215ZM230 126V125H229ZM81 127V128H80ZM84 127V128H83ZM161 125H159V126H157L154 130L155 131H153V132H150V133H148V134H143V135H137L136 137L138 138V141L136 142V144L134 145V147H135V149H138L139 147V150H142V151H146V152H152V155H154V153L155 152H157V151H155V150H158L159 152H157L156 154H161V155H167L168 153H167V151H168V148H167V146L171 143V141H173V139H172V136L174 137V133H169V131H166L165 129H161ZM201 128V129H199V128ZM111 128V129H110ZM247 128H249L248 129V131H247V134H251V132H250V126L249 127H247ZM42 129V128H41ZM83 129V130H82ZM207 131H206V130ZM209 129V130H208ZM220 129V130H219ZM230 130L231 129V131H233V132H231V131H228V130ZM112 130V131H111ZM217 130H219L218 132H219V134L216 132ZM114 131V132H113ZM228 131V133L227 134H231V133H233V134H235L236 136H235V140H236V142H235V140H233L234 139V135L233 134H231V135H227L226 134V132ZM214 132H216V137H213L214 136ZM231 132V133H230ZM204 133H206L205 135H204ZM173 134V135H172ZM221 134V135H220ZM228 136V137H226V135ZM109 135V136H108ZM112 135V136H111ZM146 135V136H145ZM212 137H211V136ZM218 135H220V137H221V139H225V140H227V141H221V139L220 138H218ZM104 136V137H103ZM209 136V137H208ZM107 137V138H106ZM110 137H112V138H110ZM116 137V138H115ZM118 137V138H117ZM226 137V138H225ZM232 137H233V139H232ZM211 138V139H210ZM212 138L214 139V140H212ZM230 138V139H229ZM246 138H245V140H246ZM96 139V140H95ZM100 140V141H99ZM101 140H103V141H101ZM104 140H105V142H104ZM220 140V141H219ZM234 141V144H236L235 146L232 144V142ZM89 141V140H88ZM249 141H247V142H249ZM76 142H82V144L83 145H86V147L84 146L83 148L84 149H78V146L79 145H75L76 144ZM140 142V143H139ZM218 142H220V144H219V146L217 145L218 144ZM223 142V143H222ZM228 142V143H227ZM86 143V142H85ZM103 143V144H102ZM224 143H227V145H224ZM79 144H81V143H79ZM102 144V145H101ZM238 144V145H237ZM260 144H262V145H260ZM98 145H99V147H98ZM221 145H223L222 147H220ZM233 145V146H232ZM200 145H198L197 144V151L199 150L200 152L199 153H202L203 151V153H202V155H203V160H205L206 159V161H204L205 163H207V160H208V163L211 161V163H209V166H211V167H209V168H211V169H217L216 168V165H218L214 160H216V159H212L211 157H209V155H208V157H206L207 156V149H206V151H205V149L203 150V147H199ZM229 146H232V147H229ZM238 146H239V148H240V151H239V149H238ZM256 146H257V148H256ZM96 147V148H95ZM228 147V148H227ZM234 147V148H233ZM236 147V148H235ZM150 148H152V149H150ZM158 148V149H157ZM221 148V149H220ZM238 150V155H239V152H240V157H241V152H243L244 153V151H245V153L243 154V157L244 158H241L245 163H243V161L242 162H239V159H240V157H238V158H236V156H234V154H236L237 155V152L236 153H234L233 154V152H231V150ZM233 148V149H232ZM95 149V150H94ZM143 149H145V150H143ZM150 149V150H149ZM160 149V150H159ZM201 149H202V151H201ZM244 149H246V150H244ZM253 149V150H252ZM80 150V151H79ZM153 150V151H152ZM226 150V151H225ZM235 150H234V152H235ZM79 151V152H78ZM85 151V152H84ZM87 151V152H86ZM228 151H230V153H227ZM248 153H247V152ZM251 151V152H250ZM154 152V153H153ZM161 152V153H160ZM90 155H89V154ZM163 153H166V154H163ZM205 153V154H204ZM226 153V154H225ZM260 153V154H259ZM2 153L0 152V155H1ZM31 154H33V152H31L30 154H29V152H28V155H29V157L30 158H28V162L31 160V158L33 157L34 159H36L37 158V154H33V155H31ZM103 154L105 155L104 157H102L103 156ZM155 154V155H156ZM209 154V153H208ZM225 154V155H224ZM229 154H230V156H229ZM231 154H233V155H231ZM253 154V155H252ZM255 154V155H254ZM259 154V155H258ZM89 155V156H88ZM92 155H93V157H92ZM95 155V156H94ZM228 157H227V156ZM246 155V156H245ZM99 156V157H98ZM205 156V157H204ZM231 156L235 159H238V161H236V159L235 160H232L231 159ZM259 156V157H258ZM73 157V158H72ZM89 157V158H88ZM230 157V158H229ZM255 157V158H254ZM94 158V159H93ZM229 160H232V162L231 161H229ZM247 158V159H246ZM257 158V159H256ZM30 159V160H29ZM72 159V160H71ZM91 159H93V160H91ZM210 159H212L214 162H215V165H213L214 164V162L212 163V160H210ZM241 159H240V161H241ZM253 159H255L254 160V163H253ZM159 160H162V159H159ZM256 160H257V162H256ZM75 161V162H74ZM78 161V162H77ZM81 163H80V162ZM263 161V162H262ZM88 162V163H87ZM94 162V163H93ZM95 162H97L98 164H100V166L96 163V165H95ZM237 162V163H236ZM260 162H262V164L260 163ZM55 163V162H54ZM74 163V164H73ZM78 163H80V164H78ZM104 163V164H103ZM123 163V162H122ZM121 162L119 163V164H122ZM236 163V164H235ZM240 163V164H239ZM251 163V164H250ZM257 163V164H256ZM85 164V165H84ZM87 164V165H86ZM94 164V165H93ZM102 164L104 165L103 167H102ZM231 164H233V165H231ZM239 164V165H238ZM241 164H245V165H241ZM84 167H83V166ZM88 165H89V167H88ZM163 165V166H162ZM172 166V164H170V163H166L165 162V165L163 164V162H161L158 166H161L160 168H156V167H154V166H152L151 168L152 169H158V170H160L161 169V171H160V173H162V170H163V173L161 174V175H169L168 173L170 172V171H172L173 170V168L174 167H171ZM201 165H203V161L202 162H199V163H197V165H196V169H197V171L199 170V169H201L202 167L203 168H205L206 166L205 165H203V166H201ZM248 165V166H247ZM70 166H72V167H70ZM79 168H78V167ZM87 168H86V167ZM97 166V167H96ZM168 166H170L169 168H170V170H169V168H167ZM213 166H215V168L213 167ZM232 166V167H231ZM235 166V167H234ZM254 166V167H253ZM93 167V168H95L96 169V171L92 168V170H90L91 168ZM99 167V168H98ZM105 167V168H104ZM241 167V168H240ZM84 168H86L87 170H85ZM164 168H166V169H164ZM222 168V167H221ZM239 168V169H238ZM260 169V171H259V169ZM83 171H82V170ZM97 169H98V171H97ZM101 169V171H99ZM104 169V170H103ZM172 169V170H171ZM71 170V171H70ZM80 170V171H79ZM90 170V171H89ZM164 170L166 171V170H169V171H167V173H165L164 172ZM228 170V172L229 173H232V172H230ZM236 170V171H235ZM239 170V171H238ZM241 170V171H240ZM249 171L250 170V173L251 174H249L250 176H248L247 174L249 173H246L245 171ZM31 171H33V169L32 168H30L29 169V171H28V173L27 174H29V175H23L22 176V182L19 184V185H22V183L24 182V181H26V180H28L29 179V177L31 176ZM86 171V172H85ZM95 171V172H94ZM255 171H257V172H259V174L261 175V177H263V179L262 178H260L259 176H258V174H257V172H255L256 174H257V177H259L258 179H256L257 177H255L256 176V174L254 173ZM75 172V173H74ZM81 172V173H80ZM90 172V173H89ZM95 173V175H96V177H95V175L93 174V173ZM96 172H99V173H96ZM242 172H244L245 173V175H243L242 176V174H244V173H242ZM263 172V171H262ZM78 173H80V176L78 177ZM85 173V174H84ZM241 175H240V174ZM255 175H254V174ZM94 175V177L92 176V175ZM99 174V175H98ZM239 174V175H238ZM76 175V176H75ZM253 175V177H251ZM56 176H58L57 174H56ZM82 176V177H81ZM85 176V177H84ZM103 176V177H102ZM105 176H106V178H105ZM110 177V178H109ZM172 177H176L175 179H178V177H180L179 175H173ZM58 178V179H57ZM74 178V179H73ZM93 178V180H90V179H92ZM105 178V179H104ZM165 178H166V176H165ZM169 178V177H168ZM230 178V179H229ZM240 178V179H239ZM242 178V179H241ZM243 178H245V179H243ZM52 179H54V178H50V180H52ZM78 179H81V180H78ZM87 179V180H86ZM95 179H97V180H95ZM100 179V180H99ZM107 179V180H106ZM236 181H235V180ZM257 181H256V180ZM88 183L89 181V183L88 184H86V182ZM108 180H109V183H108ZM112 180V181H111ZM227 180H229V183H228V181ZM239 180H241V182L239 181ZM245 180V181H244ZM255 180V181H254ZM80 181V182H79ZM235 183H234V182ZM258 181H260L259 183H257ZM82 182V183H81ZM94 182V185H97V186H95L94 187V185H92V183ZM97 182V183H96ZM102 184V186H100L99 187V185H101L100 183ZM177 183H178V180L176 181ZM176 182H173L174 184H171L172 182L170 181V182H168V183H166L167 184V187H166V184L164 183L163 184V187H164V189H162V192H163V194L165 195V194H167L166 192H168L169 191V189L170 188H174V189H176L175 190V193L174 194H176V193H178L177 192V190L179 189V185L176 183ZM224 182V183H223ZM230 182H231V184H230ZM247 182V183H246ZM250 182V183H249ZM263 182V183H262ZM60 183H62V184H60ZM79 185H78V184ZM96 183V184H95ZM99 183V184H98ZM107 183V184H106ZM226 183H228V185L226 184ZM233 183H234V186H231V188H230V186L229 185H233ZM241 183H244L245 185H244V188H243V184H242V190H239V189H241V188H239V187H241ZM255 183H257L256 185H255ZM89 184H91L92 186H90ZM104 184V185H103ZM105 184H106V186H105ZM109 184V185H108ZM169 184H171V185H169ZM238 184V185H237ZM248 184V185H247ZM251 184V185H250ZM253 184V185H252ZM63 185H64V187H66V188H64L63 187ZM76 185H78V186H76ZM83 185V186H82ZM128 185V186H127ZM173 185H175L174 187H173ZM240 185V186H239ZM247 185V186H246ZM261 185V186H262ZM68 186H71V188L70 187H68ZM75 186H76V188H75ZM82 186V187H81ZM85 186V187H84ZM130 186V187H129ZM178 186V187H177ZM246 186V187H245ZM260 186V187H261ZM92 187V188H91ZM96 187H98V188H96ZM102 187V188H101ZM104 187V188H103ZM162 187V188H163ZM167 189H166V188ZM168 187H170V188H168ZM237 187V188H239V189H237V190H235L234 191V189ZM259 187V186H258ZM259 187V188H260ZM72 188H74V189H72ZM81 188V189H80ZM83 188V189H82ZM86 188H88L87 190H85ZM100 188V189H99ZM126 188V189H125ZM128 188H130V191H128ZM178 188V189H177ZM75 189H76V191H75ZM79 189V191H77ZM93 189V190H92ZM105 189V190H104ZM172 189H170V191L169 192H171L172 191ZM232 189V190H231ZM66 190V191H65ZM68 190H70V191H68ZM74 190V191H73ZM83 190H85V191H83ZM94 190H96L94 193H96V192H98L99 193V197H100V200H98V198L96 197V196H94V199L96 198L97 200H98V204H96L95 203V201L92 199V193L91 192H93ZM109 190H110V193H109ZM123 190H124V192H123ZM164 190V191H163ZM166 190H168V191H166ZM199 190V189H198ZM231 190V191H230ZM67 191L69 192V193H67ZM81 191V192H80ZM91 191V192H90ZM122 191V192H121ZM128 193H127V192ZM229 191V192H228ZM77 193L76 194V196H75V193ZM89 192V193H88ZM103 192V193H102ZM105 192H108L107 194V196L105 195ZM128 194H126V193ZM130 192H131V194L134 192L135 194H130ZM168 192V193H169ZM237 192V193H236ZM87 193V194H86ZM91 193V194H90ZM122 193H123V195H122ZM236 194V195H233V194ZM67 194H69V195H67ZM81 194V195H80ZM89 194V195H88ZM110 194H112V196H113V198L111 197V195ZM60 195V194H59ZM74 195V196H73ZM85 195V196H84ZM120 195V196H119ZM245 195H247V194H245ZM68 196H71V197H68ZM81 196H82V199H81ZM98 196V195H97ZM119 196V197H118ZM125 196V197H124ZM250 195H248V196H244V199H242L241 198V201H239L238 199V197H236V198H234V200H235V203H237V205L238 206H236L235 207V203L233 202L234 200H233V198H232V200L233 201H231V205H230V202H229V204H228V206L227 205H225V206H227V207H230V208H232V209H234V207H235V210H237L239 213H237L239 216H234V218L236 219V223L238 222L239 224L240 223H242V224H240V225H242L241 227L243 228V230L245 231V230H247L248 229V231L250 230V227L248 228V226H250L251 225V227H252V229H253V231H252V229L249 231L251 234L249 235V232L248 231H245V232H247L248 233V235L249 236H251L250 238H251V243H250V245L252 246L251 248H253V249H257L258 250V252H257V250H256V253H259V258H258V256H256L257 257V259H261L262 258V261H260L259 260V262L258 263H263L264 262V255H263V257H261L262 256V253L263 252H261V247L264 249V230H263V223H264V218L262 217V216H264V211L262 210L263 208H264V197L262 198H259V199H257L256 197H249ZM74 197V198H73ZM76 197H78V198H76ZM89 197H91V198H89ZM110 197L112 198V199H110ZM116 197V198H115ZM198 197V196H197ZM72 198V199H71ZM80 198V199H79ZM84 198V199H83ZM88 198H89V200H88ZM130 200H129V199ZM195 198V197H194ZM249 198V199H248ZM250 198H253L254 200L253 201H255V202H252V199H251V204H250V202H249V204L247 205V203H248V201L250 200ZM68 199V200H67ZM74 199V200H73ZM76 199H77V201H76ZM127 199L129 200V202L127 201ZM192 199V198H191ZM198 199V198H197ZM248 199V200H247ZM73 202V203H75V205H71L70 206V202L71 201ZM81 200H83V201H81ZM88 200V201H87ZM192 200H194V199H192ZM243 200L246 202V206H245V202H243ZM259 201V203H258V201ZM92 201H94L93 203H92ZM161 201V199H158V202H160ZM210 200H208V201H204V200H202V203L201 202H198L197 201V203L199 204L200 203V205H201V207H200V205H198L197 204V207H200V208H197V213H194L195 215H197V214H199L201 211H202V209L204 210L203 212H201L200 213V216H196V217H199L197 220H195L196 219V217H194L193 218V225H195L194 227H191V229L193 228V230L195 229V230H197V229H199V231L201 232L202 231V229H201V227L202 226H204L205 224L208 226V224L206 223L207 222V220H208V218H209V214L210 213H214V215H215V213H217V212H219L220 210H221V208H223V207H225V206H219V208L216 206V202L213 200H211L210 202H209ZM80 202V203H79ZM107 204H106V203ZM189 202H193V204H194V201H191V200H189ZM213 202V203H212ZM240 202V203H239ZM90 203H91V206H90ZM105 204L106 205V209H105V205L103 206V204ZM137 203V204H136ZM255 204V205H252V204ZM262 203V204H261ZM102 204V205H101ZM113 204V205H112ZM192 203H190V205H191V207H192V205H193ZM210 204H211V206H210ZM242 204V205H241ZM259 204H260V206H259ZM66 205V206H65ZM96 205V206H95ZM115 205V206H114ZM213 205V206H212ZM214 205H215V208H214ZM233 205H234V207H233ZM243 205H244V207H246L247 208V206H248V209H246V208H244L243 207ZM257 205V206H256ZM99 206V207H98ZM112 206V207H111ZM120 206V207H119ZM123 206V207H122ZM203 206H204V208H203ZM242 208H241V207ZM253 206H255V207H253ZM98 207V208H97ZM111 207V208H110ZM118 207V208H117ZM137 207V208H136ZM141 207V208H140ZM211 207V209L209 210V208ZM250 207V208H249ZM94 208V209H93ZM101 208V209H100ZM102 208H104V209H102ZM108 208V209H107ZM111 210H110V209ZM202 208V209H201ZM218 208V209H217ZM237 208V209H236ZM241 208V209H240ZM258 208V209H257ZM261 208V209H260ZM97 209H99V210H97ZM114 211H113V210ZM118 211H117V210ZM120 209H123V210H120ZM128 209V210H127ZM171 209H172V211H171ZM174 209H175V211H174ZM238 209H240V210H238ZM251 210V212H250V210ZM253 209V210H252ZM92 210V211H91ZM104 210V211H103ZM109 210V211H108ZM120 210V211H119ZM219 210V211H218ZM241 210H243V211H241ZM246 210H248L249 211V213L250 214H248V212H247V214L250 216V218H248V215L246 214ZM108 211V212H107ZM110 211H112V212H110ZM142 213V214H139L140 212ZM180 213L181 214V210H179L178 209V207H175L174 205H171L170 206V212L171 213H173V216H175V215H179L178 213ZM210 211V212H209ZM245 211V212H244ZM255 211V212H254ZM260 211V212H259ZM262 211V212H261ZM96 214V216H95V214ZM102 212H107V213H104L105 215H103V213ZM113 212H115V213H113ZM119 213L120 215H119V217H117V213ZM122 212V213H121ZM138 212V213H137ZM184 212H187L186 210L184 211ZM204 212H207L206 214L204 213ZM93 213V214H92ZM102 214V215H98V214ZM132 213V214H131ZM241 213H242V215H241ZM245 213V214H244ZM254 213V214H253ZM261 213H262V215H261ZM108 214V215H107ZM117 214V215H116ZM121 214H123V216L121 215ZM204 214V215H203ZM236 214V215H237ZM253 214V215H252ZM114 215V216H113ZM131 215V216H130ZM136 215V216H135ZM207 215V216H206ZM247 215V216H246ZM257 215V216H256ZM87 216V217H86ZM109 216H110V218H109ZM244 216V217H243ZM256 216V217H255ZM115 217H117L118 219L120 218L121 220H118L117 218H115ZM245 217H247V218H245ZM114 218V219H113ZM125 218V219H124ZM129 218V219H128ZM135 219V221H132V220H134ZM138 218V219H137ZM206 219V221L205 220H202V219ZM252 218H254V219H252ZM256 218H258L257 220H256ZM105 219H106V222H104L105 221ZM109 219V220H108ZM115 219H116V221H115ZM201 219V220H200ZM238 219V220H237ZM245 219V220H244ZM250 219V220H249ZM261 219V220H260ZM77 220V221H78ZM88 220V221H87ZM100 220H101V222H100ZM109 222H108V221ZM241 222H240V221ZM254 220V221H253ZM91 221V222H90ZM96 221H97V223H96ZM114 223V224H112V222ZM118 221V222H117ZM125 221V222H124ZM130 221H132L130 224L128 223V222H130ZM137 221V222H136ZM194 221H196L195 223H194ZM203 221V222H202ZM205 221V222H204ZM245 221V222H244ZM260 221V222H259ZM262 221V222H261ZM88 222V223H87ZM90 222V223H89ZM104 222V223H103ZM248 222V223H247ZM256 222V223H255ZM260 223V225H259V223ZM109 223V224H108ZM123 223V224H122ZM204 223V224H203ZM249 223H252V224H249ZM254 223H255V225H254ZM79 224V226H81ZM101 224V225H100ZM103 224V225H102ZM119 224H120V226L122 225V227H120L119 226ZM129 224V225H128ZM199 225V226H196V225ZM203 224V225H202ZM219 224V225H218ZM248 224V225H247ZM106 225H108V226H106ZM115 225H116V227H115ZM126 225V226H125ZM246 225V226H245ZM78 226V227H79ZM97 226V225H96ZM103 228H102V227ZM123 226H125V227H123ZM128 226V227H127ZM207 226H204V227H202L204 230H203V232H198V230L197 231H195V232H193L191 229H188L187 230V232H188V235H189V233H191L190 235H189V238H187V239H191V241L192 242H194L193 244H192V242H190V243H186L185 244V250H186V252H189V254L191 253V251L190 250H192V256L193 255H195V254H197V256H198V258H200V257H202V258H200V259H202V260H200V259H198L197 258V263L198 264H205L204 263V261L206 262V263H208V264H212V262H213V264H221L222 263V261H223V263L222 264H224V262L226 261V263L225 264H245V263H247V261H246V259L245 258H247L248 256H247V254H245L246 253V251L244 252L243 250L241 251V249L240 250H235L234 251V248L232 247V245H230V244H232V241H230V240H228L229 239V237H227V236H225V235H222V231L225 229V226L224 225H222V223H217L216 224V226H217V228H216V226L214 227V228H216V230L218 231V233L220 232L221 233V235L220 234H217V235H220V236H222L223 238H225V239H223L222 237H220L219 236V238L218 237H214V236H211V237H209V235H210V231L212 230L211 229V226L209 225L208 227ZM221 226V227H220ZM223 226H224V228H223ZM101 227V228H100ZM110 227V228H109ZM115 227V228H114ZM147 227H149V226H147ZM196 227H198V228H196ZM200 227V228H199ZM205 227H206V229H205ZM247 227V228H246ZM257 229H259V230H257ZM260 227V228H259ZM262 227V228H261ZM122 228H124V229H122ZM136 228V227H135ZM208 228V229H207ZM86 229V228H85ZM99 229V230H98ZM112 229V230H111ZM116 229V230H115ZM118 229V230H117ZM138 229V228H137ZM152 229V230H151ZM210 229V230H209ZM260 229H262L261 230V232H259L260 231ZM123 230H125V231H123ZM144 230V231H143ZM155 230V231H154ZM257 230V231H256ZM87 231H88V233H87ZM95 231H96V233L97 234H99L100 236H101V234H102V238L101 237H99V235H97V234H95ZM101 231V232H100ZM103 231V232H102ZM119 231V232H118ZM123 231V232H122ZM127 231V232H126ZM192 231V232H191ZM208 231V232H207ZM90 232V233H89ZM92 232V233H91ZM101 234H100V233ZM122 232V233H121ZM198 232V233H197ZM206 232V233H205ZM256 232V234H254ZM94 233V234H93ZM126 233V234H125ZM195 233H197V234H195ZM205 233V234H204ZM257 233H258V235L260 234V237L257 235ZM263 233V234H262ZM88 234V235H87ZM116 236H115V235ZM120 234V236H118ZM131 234V233H130ZM192 234H193V236H192ZM208 234V235H207ZM253 234V235H252ZM98 236V237H96V236ZM128 237V238H126V236ZM194 235H195V237H194ZM202 235V236H201ZM94 236H95V240H93V238H94ZM119 238H118V237ZM191 236V237H190ZM199 236H201V237H199ZM257 236V237H256ZM88 237V238H87ZM108 237V238H107ZM122 237H124V238H122ZM166 237V238H165ZM197 237H199V238H197ZM207 237H209L210 239L212 238V237H214L213 239L214 240H207V239H209V238H206ZM228 239H227V238ZM259 237V238H258ZM98 238V239H97ZM102 239V240H99V239ZM114 238V239H113ZM117 238L118 239H121V240H117ZM201 238H203V239H201ZM217 238V239H216ZM222 238V239H221ZM258 238V240L256 241V239ZM92 239V240H91ZM126 239V240H125ZM129 239V240H128ZM186 239V240H187ZM194 239H198V240H194ZM219 239H221V240H219ZM252 239H253V241H252ZM260 239H263L262 241H263V244H262V242H261V240ZM128 240V241H127ZM132 241V244H134V245H132L131 244V241ZM145 240H146V242H145ZM150 240V242H148ZM185 239L182 241V242H184L185 243V241H186ZM200 240H202L201 242H200ZM205 240V241H204ZM227 240V241H226ZM260 240V241H259ZM85 241V242H84ZM95 241V242H94ZM99 241V242H98ZM117 243H116V242ZM121 241V242H120ZM158 241V242H157ZM159 241H161V242H159ZM204 241V242H203ZM221 241V242H220ZM257 243H256V242ZM118 242H119V244H118ZM152 242V243H151ZM205 243L206 244V246H205V244H203V245H201L200 243ZM210 242H212V243H210ZM228 242V243H227ZM229 242H231V243H229ZM253 242H254V245H252L253 244ZM260 242H261V244H260ZM90 243H91V245H90ZM94 243V244H93ZM101 243V247L99 246V244ZM208 243V244H207ZM260 245H259V244ZM89 244V245H88ZM114 244H116V245H114ZM122 244V245H121ZM124 244H126V245H124ZM131 244V245H130ZM200 244V245H199ZM216 244V245H215ZM218 244H219V246H218ZM258 244V245H257ZM94 245V246H93ZM120 245V246H119ZM198 245H199V248H198ZM207 245H208V248H207ZM225 245V246H224ZM227 245V246H226ZM255 245L257 246V247H255ZM262 245V246H261ZM88 246V247H87ZM89 246H90V248H89ZM96 246H97V248H96ZM100 248H99V247ZM111 246V247H110ZM118 246V247H117ZM133 246H135V248L133 247ZM148 246V247H147ZM150 246H152V247H150ZM166 246V247H165ZM210 246V247H209ZM231 246V247H230ZM259 246V247H258ZM261 246V247H260ZM95 247V249H93ZM109 247V248H108ZM113 247V248H112ZM117 247V248H116ZM126 247V248H125ZM153 250V252H151L150 250V248ZM183 247H184V245H183ZM215 248V250L216 251H214L213 249ZM217 247V248H216ZM219 247L221 248L220 250H219ZM228 247H230V248H228ZM84 248V249H83ZM99 248V250H97ZM102 248V249H101ZM108 248V249H107ZM129 248H131V249H129ZM133 248V249H132ZM145 248H149V249H145ZM155 248V249H154ZM208 249V252L205 250V249ZM87 249H89L90 251L88 252V250L86 251ZM93 249V250H92ZM113 249L116 251H113ZM187 249H189L188 251H187ZM227 249V250H226ZM260 249V250H259ZM108 250H109V253H107L108 252ZM123 250V251H122ZM130 252H129V251ZM204 250V251H203ZM85 251V252H84ZM95 251H96V253H95ZM140 251H142V248L140 249ZM144 251H142V252H144ZM197 251H198V253H200V254H198L197 253ZM209 251H211V252H213L214 254V256H216V257H218V258H213L212 257V259H213V261H212V259L210 260V258H211V252H209ZM218 251V252H217ZM220 251H221V253H220ZM237 251V252H236ZM239 251H241V253L242 252H244V253H242V254H240V252ZM93 252V253H92ZM101 252V253H100ZM111 252V253H110ZM132 252V253H131ZM203 252H205V254L207 255V256H209V258H208V261H207V259L206 260H204V257H205V254L203 253ZM208 254H207V253ZM217 252V253H216ZM223 252V253H222ZM224 252H226V253H224ZM232 253V254H235V256L233 257V255L232 254H230V253ZM233 252H235V253H233ZM98 253V254H97ZM124 253V254H123ZM126 253H130L129 255L127 254V255H125ZM219 253H220V255H219ZM230 255H229V254ZM238 253V254H237ZM83 254H84V256H83ZM85 254H89L88 256L86 255L85 256ZM112 254V255H111ZM115 256H114V255ZM222 254V255H221ZM244 254H245V256H244ZM80 255V256H79ZM133 255V256H132ZM190 255V256H191ZM200 255V256H199ZM204 255V256H203ZM229 257H227V256ZM73 256V257H72ZM112 256V257H111ZM119 256H120V258L122 257V259H120L119 258ZM124 256V257H123ZM130 256V257H129ZM191 256V257H192ZM232 258H231V257ZM236 256H238V257H236ZM71 257V258H70ZM83 257V258H82ZM84 257H85V259H84ZM131 258L132 257V259H134V260H129V258ZM245 257V258H244ZM261 257V258H260ZM94 258V259H93ZM114 258V259H113ZM222 258V259H221ZM227 258L229 259V260H227ZM235 260H234V259ZM241 258V259H240ZM243 258V259H242ZM74 259V260H73ZM77 259H79V260H77ZM80 259H81V261H80ZM116 259V260H115ZM120 259V260H119ZM215 259L217 260V261H215ZM218 259H220V262H219V260ZM230 259H233V260H231L230 261ZM238 259V260H237ZM252 260H250V261H253V263H256L258 260L257 259H255V258H251ZM84 260H86V261H84ZM97 262H96V261ZM126 260V261H125ZM136 260V261H135ZM210 260V261H209ZM243 260V261H242ZM257 260V261H256ZM1 262H3V260L1 259L0 260ZM92 261V262H91ZM119 263H118V262ZM203 261V262H202ZM235 261L237 262V263H235ZM240 261V262H239ZM68 262V263H67ZM87 262V263H86ZM126 262H128V263H126ZM200 262V263H199ZM218 262V263H217ZM244 262V263H243ZM251 263V262H250ZM257 263V264H258ZM260 263V264H261ZM154 264V263H153ZM264 264V263H263Z\"/></svg>", "mask_w": 264, "mask_h": 264}]
</instances>
